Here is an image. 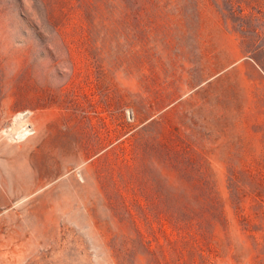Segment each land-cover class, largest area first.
Listing matches in <instances>:
<instances>
[{
    "label": "rangeland",
    "instance_id": "374dc122",
    "mask_svg": "<svg viewBox=\"0 0 264 264\" xmlns=\"http://www.w3.org/2000/svg\"><path fill=\"white\" fill-rule=\"evenodd\" d=\"M58 1L0 0V264H264V0ZM158 140L203 165V232Z\"/></svg>",
    "mask_w": 264,
    "mask_h": 264
},
{
    "label": "trees",
    "instance_id": "16d2710c",
    "mask_svg": "<svg viewBox=\"0 0 264 264\" xmlns=\"http://www.w3.org/2000/svg\"><path fill=\"white\" fill-rule=\"evenodd\" d=\"M113 1V0H112ZM47 20L54 28L62 30L67 27L71 9L67 4L58 0H42ZM91 0H78L76 10L86 15L90 11ZM148 4L152 0H147ZM157 152L154 155L155 163L161 169L169 170L166 181L171 187L172 223L178 227H194L199 231L220 219L218 200L209 190V182L200 162L189 159V150L176 149L166 142H156ZM187 156V157H186ZM180 157H186L185 162Z\"/></svg>",
    "mask_w": 264,
    "mask_h": 264
}]
</instances>
